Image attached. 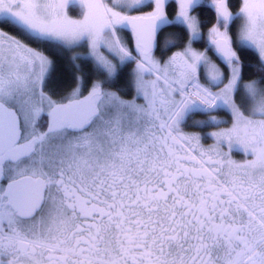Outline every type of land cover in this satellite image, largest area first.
I'll return each mask as SVG.
<instances>
[{
	"label": "snow or ice",
	"instance_id": "obj_1",
	"mask_svg": "<svg viewBox=\"0 0 264 264\" xmlns=\"http://www.w3.org/2000/svg\"><path fill=\"white\" fill-rule=\"evenodd\" d=\"M0 264H264V0H0Z\"/></svg>",
	"mask_w": 264,
	"mask_h": 264
},
{
	"label": "rangeland",
	"instance_id": "obj_2",
	"mask_svg": "<svg viewBox=\"0 0 264 264\" xmlns=\"http://www.w3.org/2000/svg\"><path fill=\"white\" fill-rule=\"evenodd\" d=\"M78 51H83V49H80V50H78ZM212 143V141L211 140H208V141H205V144L206 145H208V144H211ZM233 159L235 158H243V156H242V154H240V153H236V152H233Z\"/></svg>",
	"mask_w": 264,
	"mask_h": 264
},
{
	"label": "flooded vegetation",
	"instance_id": "obj_3",
	"mask_svg": "<svg viewBox=\"0 0 264 264\" xmlns=\"http://www.w3.org/2000/svg\"><path fill=\"white\" fill-rule=\"evenodd\" d=\"M221 117H224V113H220L219 114ZM226 118V117H225ZM236 153H238V152H236ZM235 159V158H234ZM243 158H236V160H242Z\"/></svg>",
	"mask_w": 264,
	"mask_h": 264
}]
</instances>
